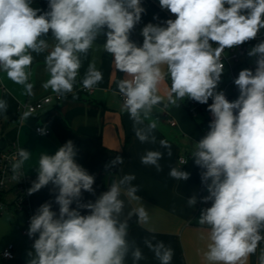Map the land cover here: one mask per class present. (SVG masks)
<instances>
[{"label":"clouds","instance_id":"clouds-1","mask_svg":"<svg viewBox=\"0 0 264 264\" xmlns=\"http://www.w3.org/2000/svg\"><path fill=\"white\" fill-rule=\"evenodd\" d=\"M159 4L176 18L165 21L166 26L147 24L141 31L142 46H138L130 34L145 11L141 0H48V10L43 12L32 6V0H0V71L32 96V53L47 52L44 66L49 78L43 89L61 98L72 94L76 100L81 55L105 35L103 50L112 56L115 69L125 74L116 82L123 98L121 111L129 114L141 143L156 142L153 132L158 118L153 113L158 105L179 107L178 102L186 98L207 104L212 98L209 131L193 144L192 152L209 193L203 202L211 201L198 219L199 225L208 226L204 259L207 264H248L249 256L264 241V41L247 53L256 57L255 72L241 70L234 80L238 98L230 102L216 89L224 71L225 49L256 39L264 29V0H159ZM50 31L51 45L42 38ZM102 79L93 63L81 84L92 90ZM168 79L170 87L161 95V85ZM7 108V102L0 100V112L6 114ZM31 115L26 110L22 119ZM159 143L171 156L168 141ZM30 156L26 149L18 150L13 180L24 176L22 168ZM76 156L77 149L69 140L54 155L39 157L37 179L28 193L51 183L58 190L59 213L45 202L30 218L28 235L38 234V238L34 253H28V264H125L129 254L134 262L140 261L144 258L141 249L128 240L129 220L135 216L145 224L150 216L136 195L135 176L124 175L95 202L81 203L82 190L94 193V176L76 162ZM162 158L160 151L148 150L141 163L161 171ZM123 162L118 155L107 167ZM169 176L189 179V173L177 167L170 169ZM122 196L140 202L126 216ZM74 202L76 208L71 207ZM196 203L195 195L187 200L188 207ZM80 209L89 214L82 215ZM144 243L160 264H171L173 250L163 241L145 239ZM258 264H264V250Z\"/></svg>","mask_w":264,"mask_h":264},{"label":"crops","instance_id":"crops-1","mask_svg":"<svg viewBox=\"0 0 264 264\" xmlns=\"http://www.w3.org/2000/svg\"><path fill=\"white\" fill-rule=\"evenodd\" d=\"M32 6L41 12L48 10L47 4L32 2ZM141 6L145 11L130 34V40L138 46H142L141 31L147 24L166 26L165 21L174 20L170 11L160 6L159 0H141ZM42 38L50 45L54 43L51 31ZM104 39L105 35L101 34L94 42V47L87 54L81 55V68L74 86L78 96L76 100L72 99V94L58 99L51 89H43L42 84L49 78L44 66L47 52L32 53L34 60L29 81L34 85L32 96L25 94L22 85L8 80L6 74L0 71V100L6 101L8 105L6 114L0 112V147L15 141L20 149L24 148L31 153L22 168L26 189L25 209L10 207L0 213V264H28L31 259L28 253H34V242L30 237H22L20 234L23 228H28L25 218L29 211L35 214L42 204L48 202L52 210L59 213V206L55 203L58 190L51 183L33 194H29L28 189L37 179L36 167L40 155H54L69 140L77 149L76 162L94 176V193L82 190L81 203L95 202L106 192L111 186L108 184L109 176H113L114 181L127 174L135 176L132 184L138 186L136 195L148 208L150 219L140 224L134 216L136 221L129 227L128 240L141 249L144 258L134 262L129 254L125 264H160L154 253L146 247L145 239L153 243L163 241L170 247L173 250L171 264H207L204 253L209 243L208 226L199 225L198 219L201 211L211 206V201L203 202V197L209 193L201 180L203 169L192 157L193 144L205 135L203 129L199 121L190 116L183 101L178 102L179 107L169 105L164 108L161 104L153 113L154 118H158V127L153 132L156 142L141 143L135 136L129 114L121 111L123 100L116 82L123 79L125 74L115 69L112 56L103 50ZM93 63L101 71L103 79L94 89L84 90L81 81ZM170 84L168 79L161 85V95H164V89L170 87ZM46 96H51L52 102L44 109L32 113L26 120L19 118L16 112L18 104L33 103ZM170 119L176 122V126L169 124ZM36 125L48 128L50 133L39 135L35 131ZM160 140H167L171 145V156L168 155V149L160 146ZM148 150L163 153L159 161L161 171L141 163V157ZM117 151L124 154L123 164L116 173L103 176L98 184L97 178L105 159ZM181 156L186 157L187 163L179 164L178 158ZM173 167L187 171L189 179L183 181L170 177L169 171ZM193 195L197 197V203L188 207L187 200ZM12 196L7 193L4 199L8 197V200H12ZM122 199L125 200V216L140 203L126 196H122ZM71 207L76 208V203ZM80 212L82 215L89 214L87 209H80ZM9 243L14 245V259L1 256V251ZM262 250L264 241L259 244L255 254L249 256L248 264H258Z\"/></svg>","mask_w":264,"mask_h":264},{"label":"built area","instance_id":"built-area-1","mask_svg":"<svg viewBox=\"0 0 264 264\" xmlns=\"http://www.w3.org/2000/svg\"><path fill=\"white\" fill-rule=\"evenodd\" d=\"M170 15L172 18H176L175 15L172 13H170ZM261 41H264V29L261 30L256 39L247 41L242 45L233 47L231 49H225V53L222 56L224 71L216 91H223L226 98L230 102L236 100L239 96V89L234 84V80L238 78L239 72L244 69H250L255 72L256 57H249L247 53L252 47H254L257 43ZM210 43H213L214 47L216 46L214 42ZM56 98L59 99L60 97L56 96ZM51 102L52 97L46 96L33 103H20L17 105L16 112L19 118H22V115L26 110H31V113H35L44 109L45 106H47ZM212 102V98H209L207 104H201L199 102L186 98V101L184 103L188 113L192 118L197 119L199 116H203V119H199V123L203 129L204 134L209 131V124L213 119L211 112L208 111V106ZM169 124L171 126H176V122L173 119H170ZM40 129H45V131L42 133ZM35 131L39 135H48L50 133V130L48 128H44L41 125H36ZM19 149V145L15 141L10 142L4 147H0V191H7V193H11L13 195L11 203L16 207V209H25L26 189L24 185L23 176L19 181L12 179V164L17 159V153ZM184 161H186L185 156H181L178 158L179 164ZM6 206L7 203L3 199H0V213ZM33 215L34 213H32L31 211L28 212L25 218V223L28 228H23L21 230L20 234L22 237H29L28 229L30 225V218ZM37 238L38 237L36 234L31 239L34 242ZM1 256L5 259H14V245L12 243H9L6 247H4V249L1 251Z\"/></svg>","mask_w":264,"mask_h":264},{"label":"trees","instance_id":"trees-1","mask_svg":"<svg viewBox=\"0 0 264 264\" xmlns=\"http://www.w3.org/2000/svg\"><path fill=\"white\" fill-rule=\"evenodd\" d=\"M32 2H38V3H42V4H47L48 5V0H32ZM186 99L183 101V103H185ZM200 124V123H198ZM121 156L124 158V154L122 151H117L115 152L114 154L108 156L101 169H100V173L98 175V178H97V183L100 184V180L103 176L105 175H111V174H114L117 172V170L119 169L120 165H117L116 167L114 168H108L107 166L109 165L110 161H112L116 156ZM7 194V191H0V199H3L4 200V196ZM136 221V218L133 216L130 220H129V227L131 225H133Z\"/></svg>","mask_w":264,"mask_h":264},{"label":"rangeland","instance_id":"rangeland-1","mask_svg":"<svg viewBox=\"0 0 264 264\" xmlns=\"http://www.w3.org/2000/svg\"><path fill=\"white\" fill-rule=\"evenodd\" d=\"M199 119H203V116L201 115V116H199L198 118H197V121H199ZM7 195V194H6ZM11 196V195H10ZM9 198L7 197V198H5L4 199V201L7 203V206L5 207V209H8V208H13V209H15L16 207L11 203V200H8ZM4 209V210H5Z\"/></svg>","mask_w":264,"mask_h":264},{"label":"water","instance_id":"water-1","mask_svg":"<svg viewBox=\"0 0 264 264\" xmlns=\"http://www.w3.org/2000/svg\"><path fill=\"white\" fill-rule=\"evenodd\" d=\"M114 182V177L113 176H109L108 177V184L111 185Z\"/></svg>","mask_w":264,"mask_h":264}]
</instances>
